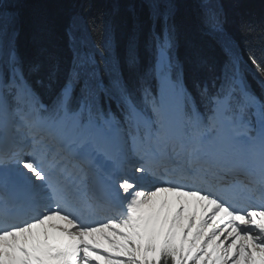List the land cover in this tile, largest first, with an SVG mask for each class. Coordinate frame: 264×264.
I'll use <instances>...</instances> for the list:
<instances>
[{
    "label": "snow or ice",
    "instance_id": "1",
    "mask_svg": "<svg viewBox=\"0 0 264 264\" xmlns=\"http://www.w3.org/2000/svg\"><path fill=\"white\" fill-rule=\"evenodd\" d=\"M141 3L121 42L118 0L96 29L85 0L65 58L43 23L24 51L21 0H0V264H264V47L201 0L226 59L194 95L174 0Z\"/></svg>",
    "mask_w": 264,
    "mask_h": 264
},
{
    "label": "trees",
    "instance_id": "2",
    "mask_svg": "<svg viewBox=\"0 0 264 264\" xmlns=\"http://www.w3.org/2000/svg\"><path fill=\"white\" fill-rule=\"evenodd\" d=\"M84 2L85 0H21L20 44L22 49L29 53L34 50L32 36L36 25L43 23L53 33L55 50L66 58L69 54L62 40L63 29L70 14ZM174 2L177 8L176 20L181 33L178 56L184 64L189 89L195 94L194 81L203 80L209 74L211 66L219 69L226 59V53L221 39L209 34L202 24L201 0H174ZM91 3L92 9L87 15L90 25L96 29L100 25L102 15L105 19L112 16L117 0H91ZM212 3L223 12L227 19L226 32L236 40L240 48L247 52L251 47L259 56L261 48L264 47V42L261 41V29L264 28V0H212ZM118 7L119 11L112 18L116 23L119 41H123L137 19L143 23L144 31L147 32V10L141 0H118ZM242 24L254 25L255 31L246 32ZM93 34L96 36L97 32L94 30ZM193 48L204 61L198 65L196 71H193L190 60ZM244 59L247 60V55ZM249 83L260 95L261 89L251 76H249Z\"/></svg>",
    "mask_w": 264,
    "mask_h": 264
},
{
    "label": "rangeland",
    "instance_id": "3",
    "mask_svg": "<svg viewBox=\"0 0 264 264\" xmlns=\"http://www.w3.org/2000/svg\"><path fill=\"white\" fill-rule=\"evenodd\" d=\"M230 36V35H229ZM232 37V36H231ZM233 38V37H232ZM234 39V38H233ZM235 40V39H234ZM222 41V40H221ZM236 41V40H235Z\"/></svg>",
    "mask_w": 264,
    "mask_h": 264
}]
</instances>
